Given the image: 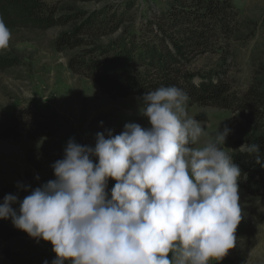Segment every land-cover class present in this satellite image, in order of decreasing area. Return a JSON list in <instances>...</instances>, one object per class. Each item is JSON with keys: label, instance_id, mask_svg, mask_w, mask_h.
Wrapping results in <instances>:
<instances>
[{"label": "clouds", "instance_id": "1", "mask_svg": "<svg viewBox=\"0 0 264 264\" xmlns=\"http://www.w3.org/2000/svg\"><path fill=\"white\" fill-rule=\"evenodd\" d=\"M10 40L0 19V49ZM189 99L160 86L140 98L149 126L97 133L94 148L70 139L52 165L55 179L26 189L22 201L6 195L0 220L50 242L52 264H219L237 244L242 171L224 147L231 130L203 139ZM238 151L264 166L259 144Z\"/></svg>", "mask_w": 264, "mask_h": 264}, {"label": "rangeland", "instance_id": "2", "mask_svg": "<svg viewBox=\"0 0 264 264\" xmlns=\"http://www.w3.org/2000/svg\"><path fill=\"white\" fill-rule=\"evenodd\" d=\"M40 1L46 9L60 2ZM228 1L238 11L239 30L232 40L220 41L211 52L191 58L189 67L191 72L202 76L215 75L226 67L231 93L241 97L252 86L264 88V0ZM105 4L135 5L137 19L126 25L132 26L131 33L139 41L155 39L159 24L149 22L159 23L157 16L169 7L167 0H87L76 7L93 12ZM3 17L0 19L10 29L11 40L7 48L0 49V114L15 110L41 114L56 127L53 138L38 142L0 140V191L18 190L23 194L19 200L22 201L30 194L26 189L34 190L55 179L52 165L64 158L70 139L94 148L97 133L111 130L118 135L126 123L147 127L149 122L139 112L142 96L118 97L102 90L84 71L71 70L70 62L78 50L60 51L56 45L64 32L71 31L70 24L43 29L27 24L19 15ZM122 31L102 38V45L110 47ZM188 113L205 124L207 136L203 139L229 128L224 147L231 156L264 131V122L247 120L244 114L231 109L199 107L188 102ZM35 147H41L48 157L41 170L27 162V150ZM115 183L108 181L109 195ZM239 196L242 219L236 230L237 244L219 264H264V198L252 196L240 186ZM13 208L18 209V204ZM21 233L14 237L0 235V264H52L56 254L51 243L37 242L26 232Z\"/></svg>", "mask_w": 264, "mask_h": 264}, {"label": "trees", "instance_id": "3", "mask_svg": "<svg viewBox=\"0 0 264 264\" xmlns=\"http://www.w3.org/2000/svg\"><path fill=\"white\" fill-rule=\"evenodd\" d=\"M82 2L87 0H60L46 9L40 0H0V17L19 15L27 24L43 29L70 24L71 31L58 39L57 49L78 50L70 62L71 70L84 71L105 92L118 97L143 96L160 86L175 85L187 92L193 105L231 109L247 120L264 122L262 85L252 86L241 97L233 96L226 67L204 77L189 67L191 58L211 52L220 41L232 40L239 30L238 11L230 1L167 0L169 7L157 16L159 23L149 22L159 24V34L151 41H139L131 33L132 26L126 25L137 19L135 5L105 4L89 12L76 7ZM118 31L122 34L116 42L110 47L102 45V38ZM55 133V125L44 115L17 110L0 114V140L38 142L53 138ZM249 143L260 145L264 160V131ZM232 157L242 171L239 186L252 196L264 198V166L257 164L254 156L239 151ZM26 158L30 166L41 170L48 157L41 147H35L27 150ZM8 194L19 200L23 197L18 190L4 188L0 199ZM21 232L11 219L0 220L2 237L20 236Z\"/></svg>", "mask_w": 264, "mask_h": 264}]
</instances>
